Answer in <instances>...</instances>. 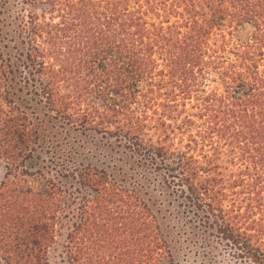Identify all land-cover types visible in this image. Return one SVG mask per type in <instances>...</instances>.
<instances>
[{"label":"trees","instance_id":"obj_1","mask_svg":"<svg viewBox=\"0 0 264 264\" xmlns=\"http://www.w3.org/2000/svg\"><path fill=\"white\" fill-rule=\"evenodd\" d=\"M0 161V264H264V0H0Z\"/></svg>","mask_w":264,"mask_h":264},{"label":"rangeland","instance_id":"obj_2","mask_svg":"<svg viewBox=\"0 0 264 264\" xmlns=\"http://www.w3.org/2000/svg\"><path fill=\"white\" fill-rule=\"evenodd\" d=\"M75 158L76 161H79L81 163H89L94 165L99 164V162L101 161V158L95 155V153H86L85 151L82 152L80 156H77ZM4 175V162L0 161V182L3 181ZM62 181L70 182L69 180L64 179ZM70 184H73V186H71V188L68 190L70 196H76L79 198L85 194L83 192V187H79L72 182H70ZM75 189L79 192V194H77ZM68 207L72 208L73 205H70ZM66 215L68 216V218H70V220H62V225L59 226L58 232L61 236L56 239L54 245H52L49 249V264H66L67 258L65 256V250L63 249L64 234L67 233L66 228L69 226L70 222H74L75 220L71 217L70 214ZM208 239L210 243L206 242L205 245L202 242H200L199 244V241L197 242L196 239L193 240L196 241L195 243L197 244V246H190L188 252L176 254L174 255L172 260H166L162 262V264H244L243 261L235 258V255H233V251L227 250L225 249V247H221L219 244H217L216 237L210 236L208 237ZM191 244H194V242H192Z\"/></svg>","mask_w":264,"mask_h":264}]
</instances>
